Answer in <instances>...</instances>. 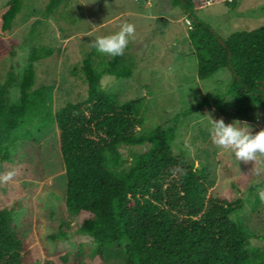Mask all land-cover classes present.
Here are the masks:
<instances>
[{
	"label": "trees",
	"instance_id": "trees-1",
	"mask_svg": "<svg viewBox=\"0 0 264 264\" xmlns=\"http://www.w3.org/2000/svg\"><path fill=\"white\" fill-rule=\"evenodd\" d=\"M25 1L8 0L0 9V36L8 34ZM66 1L49 0L45 13L53 14ZM171 2L189 17L197 78L204 80L225 68L230 81L181 111L167 128L156 125L141 131L142 98L120 102L102 87L104 75L133 76L136 63L125 51L109 57L92 47L79 68L86 97L56 112L48 104L45 86L34 88V62L49 56L51 49L32 47L21 71L16 75L10 70L0 81V160H8L14 142L55 123L64 165L65 214L58 232L47 238L66 239L75 231L91 240L47 252L40 264H108L105 250L116 243L123 245V253L113 264H264V249H249V228L230 217L238 216L244 199L213 194L208 168L196 167L183 152L172 149L179 116L209 112L211 106L221 110L226 97L239 110L245 104L264 106V25L234 31L223 40L193 13L207 0ZM227 4L235 7L234 2ZM142 145L147 148L122 168L121 147ZM262 187L264 177L249 190ZM67 212L74 214V224ZM16 213L15 206L0 208V264H37L38 256L14 221Z\"/></svg>",
	"mask_w": 264,
	"mask_h": 264
},
{
	"label": "rangeland",
	"instance_id": "rangeland-1",
	"mask_svg": "<svg viewBox=\"0 0 264 264\" xmlns=\"http://www.w3.org/2000/svg\"><path fill=\"white\" fill-rule=\"evenodd\" d=\"M7 1L0 0V9ZM48 1L26 0L8 34L0 36L4 49L0 51V81H5L10 70L16 75L21 71L32 47L51 49L49 56L34 62V88L45 86L52 112L86 97L87 86L79 68L93 47L91 41L117 31L124 22L135 26L133 38L124 49L135 60L134 74L129 79L104 75L101 85L120 102L142 98L138 107V116L144 121L141 131L156 125L171 126L181 111L223 90L230 81L225 68L204 80L197 78L196 56L188 39L190 20L171 0H67L47 15ZM227 2H234L235 7ZM193 13L225 40L234 31L264 25V0H207L206 5L195 8ZM225 99L221 110L211 106L209 112L179 116L172 149L174 153L183 152L196 167L208 168L213 194L228 200L244 199L238 216L230 217L234 220L238 217L249 228L248 246L254 252L264 249V203H257V191L261 188L255 191L249 188L264 177V154L248 161L238 160L231 149L211 142L208 122L210 118L222 117L225 122L235 118L249 124L255 132L264 128V106L245 104L239 110L230 97ZM146 148V145L121 147V167L128 168L134 154ZM9 150L8 160H0V175L7 172L13 175L0 181V208H17L14 221L38 256L37 264L54 249L68 250L80 242L90 243L89 237L75 231L66 239L47 238L48 234L58 232L65 214L64 165L56 124L34 130L31 137L14 142ZM67 215L74 224V214L67 212ZM122 250L119 243L108 246L105 250L108 264L122 257Z\"/></svg>",
	"mask_w": 264,
	"mask_h": 264
},
{
	"label": "clouds",
	"instance_id": "clouds-1",
	"mask_svg": "<svg viewBox=\"0 0 264 264\" xmlns=\"http://www.w3.org/2000/svg\"><path fill=\"white\" fill-rule=\"evenodd\" d=\"M134 31L135 26L132 23L124 22L117 31L96 36L91 43L98 53L107 54L109 57L120 56L133 38ZM208 123L211 142L231 149L238 160L248 161L257 154H264V128L253 132L249 124L235 118L229 122H225L222 117L210 118ZM12 175V172L0 175V181L8 180ZM257 196L264 203V188L257 191Z\"/></svg>",
	"mask_w": 264,
	"mask_h": 264
}]
</instances>
